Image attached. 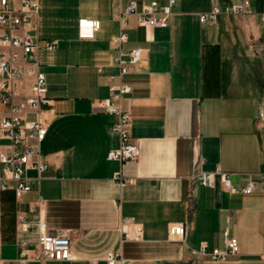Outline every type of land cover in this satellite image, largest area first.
<instances>
[{"label": "crops", "instance_id": "0c3cea01", "mask_svg": "<svg viewBox=\"0 0 264 264\" xmlns=\"http://www.w3.org/2000/svg\"><path fill=\"white\" fill-rule=\"evenodd\" d=\"M31 1L39 7L34 33L57 45L39 56L51 101L40 151L47 169L25 171L32 190L20 200L0 191L3 264H19L22 239L32 253L38 221L49 234L71 238L72 259L28 264H107L111 251L122 253L121 264H264V131L257 124L264 0H248L249 15L222 14L207 24L199 16L214 4L244 0H178L166 28L140 27L129 17L121 49L143 57L122 80L113 43L120 11L131 2L168 0ZM82 18L100 21L94 39L79 38ZM120 81L131 88L122 106L141 149L138 160L125 163L107 157L120 147L112 129L118 117L99 107ZM217 169L231 173L236 187L252 181L256 190L228 193L218 176L214 187L201 185L198 174ZM21 214L32 223L27 233L18 230ZM123 219L142 227V241H123ZM174 225L185 227L184 238L170 236ZM225 236L238 240V255L221 262L195 254L204 242L209 251L224 250Z\"/></svg>", "mask_w": 264, "mask_h": 264}, {"label": "built area", "instance_id": "2783aa9c", "mask_svg": "<svg viewBox=\"0 0 264 264\" xmlns=\"http://www.w3.org/2000/svg\"><path fill=\"white\" fill-rule=\"evenodd\" d=\"M178 0H168L166 5L153 1L139 6L131 2L119 14V34L113 38V43L119 50V55L114 62L119 69V79L130 73L134 65L142 59L141 50L134 49L124 53L122 44L127 40L126 28L128 19L135 16L140 27L166 28L173 15V9ZM38 4L31 0H0V139L7 143L4 155L0 157L2 176L0 177V191L13 190L17 199H22L32 188L25 175L26 170H34L41 175L47 165L40 160L41 143L47 133V126L43 119L45 110L51 106L47 96V79L41 70L40 52L42 50L54 51L57 48L55 41L41 40L34 33L35 21L38 17ZM249 15L250 2L244 0L232 6L221 7L214 4L209 13L199 16L201 24L213 23L222 15ZM264 27V14L261 15ZM100 29V21L82 18L78 21V36L82 40L94 39ZM264 42V33L262 35ZM99 72L102 69L99 68ZM29 86L28 94L25 88ZM131 91L128 85L120 81L111 84L109 98L100 101L99 107L107 114L118 117V122L113 126V131L120 137V147L108 153V159L125 163L136 161L141 155L137 142L133 141L130 131V114L123 109V96ZM31 112L35 115L32 120L25 115ZM258 126L264 131V110H261L257 120ZM220 178L223 189L228 193L251 194L256 190V184L249 181L245 186L238 188L233 184L232 174L217 169L215 172H202L198 174L201 185L214 187L216 177ZM121 183L125 181L117 175ZM13 183V184H12ZM0 205V211H1ZM30 213L36 209L31 208ZM38 244L30 254V241L22 239L19 243V264H28L30 260L41 263L46 261L64 262L72 259L71 238L67 235H51L45 225L37 222ZM32 223L25 214L18 217V230L29 232ZM123 241L140 242L143 240V229L131 219L122 220ZM172 237L184 238L185 227L174 225L169 228ZM225 249L209 251L206 242L200 245L195 254L207 256L215 261H226L229 257L239 254L240 248L236 238L225 236ZM105 261L107 264H121L120 251L108 252ZM0 264L3 260L0 256ZM92 264H97L96 262Z\"/></svg>", "mask_w": 264, "mask_h": 264}, {"label": "rangeland", "instance_id": "374dc122", "mask_svg": "<svg viewBox=\"0 0 264 264\" xmlns=\"http://www.w3.org/2000/svg\"><path fill=\"white\" fill-rule=\"evenodd\" d=\"M4 110H5V109H4L3 107L0 109V120H1V113H3ZM5 144H6V142H5L4 140L0 139V157H1V155H4V154H5L4 149H5L6 146H7V145H5ZM1 149H2V151H1Z\"/></svg>", "mask_w": 264, "mask_h": 264}]
</instances>
